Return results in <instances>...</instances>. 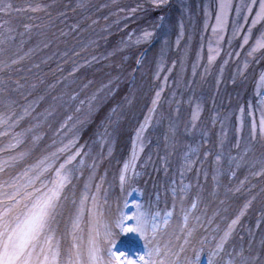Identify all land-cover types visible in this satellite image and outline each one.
Here are the masks:
<instances>
[{
    "label": "rangeland",
    "instance_id": "obj_1",
    "mask_svg": "<svg viewBox=\"0 0 264 264\" xmlns=\"http://www.w3.org/2000/svg\"><path fill=\"white\" fill-rule=\"evenodd\" d=\"M259 207L264 0H0V264H264Z\"/></svg>",
    "mask_w": 264,
    "mask_h": 264
},
{
    "label": "trees",
    "instance_id": "obj_2",
    "mask_svg": "<svg viewBox=\"0 0 264 264\" xmlns=\"http://www.w3.org/2000/svg\"><path fill=\"white\" fill-rule=\"evenodd\" d=\"M126 53H128V52H126ZM127 55L128 54H126V55H124V57L126 58L127 57ZM101 62V61H100ZM136 60H134V62L128 67H123L120 71H124L125 72V70H129V69H133L134 68V66L136 65ZM98 66L100 67L101 66V64L99 65V63H98ZM104 68V69H103ZM102 69H100V71L101 72H103V75L106 73V68L105 67H103ZM99 71V72H100ZM125 88H123V90H124ZM119 97H121V96H119ZM118 101H119V99H118V95L115 97V99L113 98V100H111V102H109L108 104H106V106H104L105 108L103 109V108H101L99 111H98V113H97V115H96V117H95V120H96V118H97V116H100L99 118H102L105 114H107L108 113V109L109 108H111L113 105H115V104H117L118 103ZM113 109V108H112ZM98 118V119H99ZM93 127V123L90 125H88V128L86 129V130H84V132L82 133V134H84L85 136L87 135L88 136V138L90 137V136H93L92 134H89L88 133V131L91 129ZM88 130V131H87ZM83 135V136H84ZM38 155H39V153L37 154V156H34L35 157V159L38 157ZM31 163H33L34 162V160H31L30 161ZM259 213H260V215H263L264 214V208H261V207H259ZM263 219H264V216H263ZM263 223H264V221H262ZM256 226H254V225H243V228H242V230H241V233H242V236L244 237V239H245V242H246V244H247V242L249 241V244L251 243V239H250V236H253V232H251V231H253V229L255 228ZM248 229H250V231H248ZM261 231H262V233H261ZM263 234L264 233V231L263 230H261L260 228L257 230V234H256V237H258V238H261V236L259 235V234ZM246 246V245H245Z\"/></svg>",
    "mask_w": 264,
    "mask_h": 264
}]
</instances>
